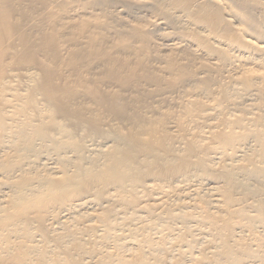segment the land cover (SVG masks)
Returning <instances> with one entry per match:
<instances>
[{"label": "bare ground", "instance_id": "1", "mask_svg": "<svg viewBox=\"0 0 264 264\" xmlns=\"http://www.w3.org/2000/svg\"><path fill=\"white\" fill-rule=\"evenodd\" d=\"M0 264H264V0H0Z\"/></svg>", "mask_w": 264, "mask_h": 264}, {"label": "rangeland", "instance_id": "2", "mask_svg": "<svg viewBox=\"0 0 264 264\" xmlns=\"http://www.w3.org/2000/svg\"><path fill=\"white\" fill-rule=\"evenodd\" d=\"M24 1H25V0H24ZM63 1H67V0H63ZM171 249L175 252L173 255H176V253H177V252H176L177 249H176L175 247H170L169 250H171ZM175 249H176V251H175ZM172 250H171V251H172ZM173 251H172V253H173Z\"/></svg>", "mask_w": 264, "mask_h": 264}]
</instances>
